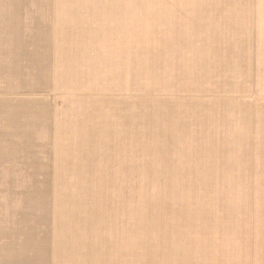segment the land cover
Returning <instances> with one entry per match:
<instances>
[{
    "label": "rangeland",
    "instance_id": "rangeland-1",
    "mask_svg": "<svg viewBox=\"0 0 264 264\" xmlns=\"http://www.w3.org/2000/svg\"><path fill=\"white\" fill-rule=\"evenodd\" d=\"M187 231L261 254L264 0H0V264H197Z\"/></svg>",
    "mask_w": 264,
    "mask_h": 264
},
{
    "label": "crops",
    "instance_id": "crops-1",
    "mask_svg": "<svg viewBox=\"0 0 264 264\" xmlns=\"http://www.w3.org/2000/svg\"><path fill=\"white\" fill-rule=\"evenodd\" d=\"M161 224H159V226H158V229H157V231H159L158 233L161 235V236H163L162 237V242H164V244L165 243H167L166 241H165V237L167 236V235H169V234H171V233H169V232H172L173 230L171 229V227H173V225H172V223L171 222H168V220H167V223L165 224V222H160ZM171 224V225H170ZM198 228H200V226L198 227ZM74 229H75V227H74ZM161 230V231H160ZM119 231V230H118ZM114 233H116L117 232V230H114L113 231ZM192 232V231H191ZM183 234H184V239H185V241H186V243H187V245L189 246V247H194V250H195V255H198V254H201V255H199V256H197L196 258H195V260H196V262H197V264H203L204 262H205V260H204V256H202L203 254H202V252H203V250L205 249V247H207V246H202L201 244H194L193 243V237L194 236H189V235H187V234H190V232L189 231H187L186 233L185 232H183ZM183 239V238H182ZM198 242V241H197ZM208 247H209V245H208ZM260 247L262 248V247H264V245H260V246H255L254 247V250H255V254H256V252L257 253H261V254H259V255H254V258H253V261H255L254 263H253V261L252 260H250V256L249 255H235V254H232L230 251H227V252H229V254H227V258H226V260H223V264H236V263H234V262H243V263H245V264H264V248H262L263 250H260ZM220 249V248H219ZM221 249H224V247H221ZM253 249V248H252ZM193 249L191 250V251H194ZM237 252H239L240 253V251H237ZM245 252V251H244ZM230 253H231V255H232V257L230 256ZM231 258H232V260H231ZM164 259H167V258H164ZM205 259H206V257H205ZM216 260V259H215ZM157 261H159V259L157 260ZM117 262V261H116ZM174 264V263H173ZM238 264V263H237Z\"/></svg>",
    "mask_w": 264,
    "mask_h": 264
},
{
    "label": "bare ground",
    "instance_id": "bare-ground-1",
    "mask_svg": "<svg viewBox=\"0 0 264 264\" xmlns=\"http://www.w3.org/2000/svg\"><path fill=\"white\" fill-rule=\"evenodd\" d=\"M81 223V222H80ZM81 225V224H80ZM85 225V224H84ZM82 227V226H81ZM83 229L86 228V227H82Z\"/></svg>",
    "mask_w": 264,
    "mask_h": 264
}]
</instances>
